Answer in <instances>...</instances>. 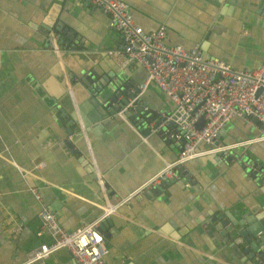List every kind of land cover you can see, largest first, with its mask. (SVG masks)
I'll return each instance as SVG.
<instances>
[{"label":"crops","instance_id":"obj_1","mask_svg":"<svg viewBox=\"0 0 264 264\" xmlns=\"http://www.w3.org/2000/svg\"><path fill=\"white\" fill-rule=\"evenodd\" d=\"M123 1L145 30L163 24L167 43L205 42V57L236 69L264 59V0ZM121 43L108 14L87 0H0V264H23L29 250L50 239L45 231L36 234L39 202L31 187L66 229L112 206L102 205L105 192V201L116 196L107 214L111 222L102 228L108 232L109 264H253L241 249L245 242L237 247L215 224L224 212L238 217L237 208L255 211L257 201H264L263 183L237 161L250 156L264 171V136L254 117L234 116L213 144L196 146L246 143L238 156L207 158L220 149L208 150L183 162L184 174L153 187L149 196L140 192L117 203L178 152L177 144L146 125V119L171 109L168 97L153 82L132 90L144 80L145 68L107 53ZM93 70L90 82L102 76L132 80L130 90L149 112L124 118L131 123H115L108 131L100 120L83 126L80 113L91 116V110L79 77ZM45 264L75 262L60 247Z\"/></svg>","mask_w":264,"mask_h":264},{"label":"built area","instance_id":"obj_2","mask_svg":"<svg viewBox=\"0 0 264 264\" xmlns=\"http://www.w3.org/2000/svg\"><path fill=\"white\" fill-rule=\"evenodd\" d=\"M87 1L108 14L110 27L121 36V45L107 49V53L115 59H133L140 63L145 68V78L139 88L153 82L168 97L171 109L157 112L154 119H146V125L160 131L166 141L178 145L173 160L136 185L117 203L170 178L176 167L186 160L208 150L228 146L196 147L199 142L213 144L219 129L234 116H253L259 123L260 134L264 136V59L254 67L236 69L217 57H205L197 42L188 47L167 43L163 24L145 30L133 21L123 0ZM130 107H133L132 101L118 112L122 114ZM140 109L145 115L149 112L146 105L142 104ZM92 163L94 165L93 160ZM39 164L41 162L36 165ZM97 177L102 184L98 174ZM31 192L39 202L36 234L45 231L50 239L29 250L23 264H45L46 257L60 247L67 248L75 264H109L105 260L108 251L106 238L98 223L108 212L114 211V204L104 209L101 216L66 229L58 222L51 207L41 199L36 187H31ZM17 229L18 226L13 228L14 231Z\"/></svg>","mask_w":264,"mask_h":264},{"label":"water","instance_id":"obj_3","mask_svg":"<svg viewBox=\"0 0 264 264\" xmlns=\"http://www.w3.org/2000/svg\"><path fill=\"white\" fill-rule=\"evenodd\" d=\"M66 36L70 37V34L66 33ZM56 41L58 44L61 42V38L59 37V35L56 36ZM199 47L201 48V50H205V42H201ZM95 76L96 72L93 70L90 72H86L84 75L79 77L80 82L85 87L84 89L86 90V93L88 95L87 104L89 105V108L91 110V116H84L83 113H80V120L83 126L90 125L94 121L100 120L101 126H103L108 131L109 127L113 126L115 123L120 124L121 121L127 123V119H133L135 116H137L138 113H143L140 109V106L142 105L141 96H135L134 93L130 90V83L132 82V80H130L129 82H124L120 78L108 79L102 76L97 78L98 80L96 82L91 83L90 80ZM67 77H71L70 71L68 72ZM88 83H90L89 86H87ZM132 90H134L135 92H139L140 88L136 84H134L132 86ZM129 101H132L133 107L126 108L122 111V114L118 112L119 109H121L123 105L127 104ZM64 112L66 113L65 110ZM69 116L71 118L67 117L66 119H69V121L72 122L73 115L69 113ZM250 117L253 119V116ZM127 121L131 123V120ZM201 122L202 120L199 121V123ZM75 129H77V125ZM86 130L89 129L87 128ZM70 131L71 129L69 130V132ZM155 132L157 134H160V131ZM64 142L68 146L71 145L70 141L66 139L64 140ZM244 147H246V143L236 144L235 142H229L228 146L223 149L217 150L216 153H212L211 157L208 156L207 158L222 156L223 159L229 160L238 156L239 153L243 151ZM76 150L77 149H73L72 152H75ZM81 152L84 155H87L86 151H82V149ZM239 158L240 159H238L237 161L243 166V169L248 172V175L253 177L257 182L263 183L260 186V192L262 193V195H264V171H259L260 164H257L252 157L247 155H243ZM85 161L89 163L88 160L85 159ZM182 168V165H178L176 167L175 174L183 175L184 170ZM170 179L173 180V178H169V180ZM184 180L188 181L189 177L185 176ZM167 181L168 180H164L158 185L165 184L167 183ZM190 181L191 180H189V182ZM191 183H193V181H191ZM153 192L154 188L151 187L147 190H144L142 193L146 196H149V194ZM102 196L104 198H109L107 192H105V195ZM104 198L102 199V205L105 206L109 204L107 202L115 204L117 200L116 196L111 200L108 199V201H105ZM260 201H257V207L255 211H249L247 208H245V206L241 207L240 209L237 208V213L239 215L238 217L230 214V212H224L223 214L225 217L220 218V221L215 224V227H218L219 229V233L224 234V236L230 238L233 237L232 240L237 247L240 248V246L237 244L239 241L245 242L244 246L241 247V249L243 252H246V255L248 257L251 258L253 264H260L259 261H262L264 263V201ZM50 205L52 207L55 206L54 202H51ZM103 212L104 208H101L100 214H102ZM109 222H111V220L106 214L100 219L98 228L102 230V228ZM107 234V231L103 232L104 236H107Z\"/></svg>","mask_w":264,"mask_h":264}]
</instances>
